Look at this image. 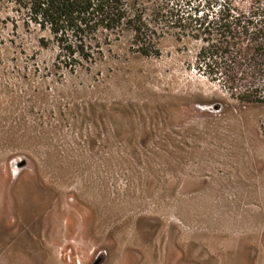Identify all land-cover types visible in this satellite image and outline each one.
Masks as SVG:
<instances>
[{
  "label": "rangeland",
  "instance_id": "obj_1",
  "mask_svg": "<svg viewBox=\"0 0 264 264\" xmlns=\"http://www.w3.org/2000/svg\"><path fill=\"white\" fill-rule=\"evenodd\" d=\"M126 2L150 52L124 28L71 71L0 0V264H264V104L198 70L161 0Z\"/></svg>",
  "mask_w": 264,
  "mask_h": 264
},
{
  "label": "trees",
  "instance_id": "obj_2",
  "mask_svg": "<svg viewBox=\"0 0 264 264\" xmlns=\"http://www.w3.org/2000/svg\"><path fill=\"white\" fill-rule=\"evenodd\" d=\"M17 28L21 20L30 29L47 31L44 46L58 48V66L75 71L103 53L104 40L127 28L140 52L148 54L150 24L132 13L126 0H8ZM161 0L160 20L178 33L202 41L196 63L209 79L222 83L241 104H264V8L249 12L230 0ZM186 6L194 14L186 15ZM155 47V46H154ZM264 131V124L262 126Z\"/></svg>",
  "mask_w": 264,
  "mask_h": 264
},
{
  "label": "flooded vegetation",
  "instance_id": "obj_3",
  "mask_svg": "<svg viewBox=\"0 0 264 264\" xmlns=\"http://www.w3.org/2000/svg\"><path fill=\"white\" fill-rule=\"evenodd\" d=\"M99 262H101V259L100 258L99 259L97 258V260H95V262H93L92 264H102V263H99Z\"/></svg>",
  "mask_w": 264,
  "mask_h": 264
}]
</instances>
